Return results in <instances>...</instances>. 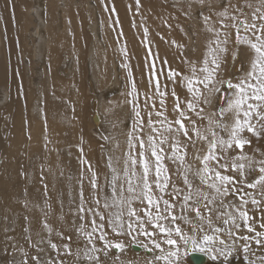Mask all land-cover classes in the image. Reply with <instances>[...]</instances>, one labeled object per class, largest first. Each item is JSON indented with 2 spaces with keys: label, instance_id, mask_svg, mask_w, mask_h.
<instances>
[{
  "label": "bare ground",
  "instance_id": "1",
  "mask_svg": "<svg viewBox=\"0 0 264 264\" xmlns=\"http://www.w3.org/2000/svg\"><path fill=\"white\" fill-rule=\"evenodd\" d=\"M231 2L249 16L257 7L264 9L261 0ZM246 2L252 7H245ZM221 7L222 0H203L202 4L199 0H140L139 7L136 0H0V264L22 260L21 246L33 264L31 256L38 253L25 240V228L33 243L48 237L45 222L54 230L53 242L60 243L55 232L79 239L75 227L83 223L77 213L81 187L89 203L94 191L88 165L97 173L95 198L101 199L102 207V197L111 195L109 161L123 179L135 104L139 103L147 124L145 94L153 93L155 81L150 87L151 69L146 63L186 73L182 60L199 63L212 36L203 16L219 27L215 13ZM144 28L148 29L146 41ZM250 56L246 59L241 50L233 61L229 53L224 77L246 70ZM163 60L168 63L162 64ZM129 68L136 84L135 98L128 94L132 90ZM157 78L168 83L159 73ZM176 91L186 96V89L177 86ZM225 95L222 89L208 96L210 104L201 102L204 115L217 112ZM174 100L170 95L166 98L170 119ZM155 103L159 108L158 99ZM85 105L90 110L86 116ZM192 118H196L194 113ZM149 131L144 127L139 134L144 137ZM260 147L264 149V142ZM248 152L257 161L264 158L252 149ZM105 230L110 240H124L128 247L109 249L106 256L98 252L101 264H147L159 252H147L129 243L131 237H116L107 226ZM139 239L148 243L144 237ZM242 243L238 241L228 264H247L239 247ZM40 247L45 249L39 253L41 259L55 256L47 243ZM252 247L255 255L249 259L264 255V249ZM193 253L200 252H190L182 264H193ZM203 255L204 264H220ZM72 260L67 257L68 264Z\"/></svg>",
  "mask_w": 264,
  "mask_h": 264
},
{
  "label": "snow or ice",
  "instance_id": "2",
  "mask_svg": "<svg viewBox=\"0 0 264 264\" xmlns=\"http://www.w3.org/2000/svg\"><path fill=\"white\" fill-rule=\"evenodd\" d=\"M199 2L202 4L203 0ZM136 4L139 7L140 0ZM244 6L252 7L247 2ZM215 15L219 27L209 24L210 17L201 13L206 31L212 36L199 63L182 60L186 73L174 68L165 71L155 63H146L151 69L149 86L155 81L153 93L145 94L147 124L141 117L139 103L135 104L136 120L129 133L130 151L124 162L123 179L109 161L111 195L102 197V207L101 199L95 198L97 173L88 165L94 191L89 203L81 187L77 213L83 223L75 227L79 239L55 232L60 243L53 242L54 230L45 222L43 228L48 237L33 243L27 234L29 229H24L25 240L38 253L31 256L33 264H68L67 257H73L72 264H101L98 252L106 256L109 249L125 251L128 244L121 239L110 240L106 226L116 237H131L129 243L138 244L147 252L159 250L147 264H182L190 252L228 264L237 252L238 241L243 242L239 247L247 264H264V255L249 259L255 255L253 244L264 249V158L257 161L248 152L252 149L264 157L260 147L264 142V9L257 7L249 16L231 0H222L221 10ZM116 23L119 24L118 19ZM147 37L148 29L144 28L145 41ZM241 50L246 59L251 54L247 69L225 78L226 58L231 53L236 61ZM121 51L127 55L126 48ZM157 73L168 83L158 79ZM128 75L132 81L128 94L135 98L137 89L130 68ZM177 86L186 89V96L177 94ZM222 89L226 94L224 104L217 112L204 115L200 103L210 104L208 96ZM169 95L175 98L171 119L166 107ZM153 115L157 119L153 120ZM144 127L150 131L141 137ZM98 242L102 247L97 246ZM44 243L55 256L41 259L39 253L45 249L40 245ZM18 250L24 258L11 264H29V253L22 246Z\"/></svg>",
  "mask_w": 264,
  "mask_h": 264
},
{
  "label": "water",
  "instance_id": "3",
  "mask_svg": "<svg viewBox=\"0 0 264 264\" xmlns=\"http://www.w3.org/2000/svg\"><path fill=\"white\" fill-rule=\"evenodd\" d=\"M95 118L97 119V117L96 116L94 117V121H95ZM133 249L135 251H140V248H138L136 246H134ZM190 260L193 264H204L206 261V258L203 254L193 253L190 255Z\"/></svg>",
  "mask_w": 264,
  "mask_h": 264
},
{
  "label": "rangeland",
  "instance_id": "4",
  "mask_svg": "<svg viewBox=\"0 0 264 264\" xmlns=\"http://www.w3.org/2000/svg\"><path fill=\"white\" fill-rule=\"evenodd\" d=\"M85 107H86V108L84 109V112H83V115H84V116H86L87 114H89V111H90V110H89V111L87 110V108H88L87 105H85ZM87 111H88V113H87ZM85 112H86L87 114H86Z\"/></svg>",
  "mask_w": 264,
  "mask_h": 264
}]
</instances>
